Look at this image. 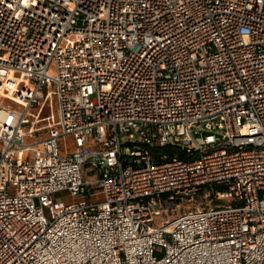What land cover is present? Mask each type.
I'll return each instance as SVG.
<instances>
[{
  "label": "built area",
  "instance_id": "1",
  "mask_svg": "<svg viewBox=\"0 0 264 264\" xmlns=\"http://www.w3.org/2000/svg\"><path fill=\"white\" fill-rule=\"evenodd\" d=\"M0 89V264H264V0H0Z\"/></svg>",
  "mask_w": 264,
  "mask_h": 264
},
{
  "label": "rangeland",
  "instance_id": "2",
  "mask_svg": "<svg viewBox=\"0 0 264 264\" xmlns=\"http://www.w3.org/2000/svg\"><path fill=\"white\" fill-rule=\"evenodd\" d=\"M0 92L2 93L3 91L0 89ZM4 95H3V93L2 94H0V104H2V103H9V101L8 100H6V99H4ZM56 130H54V132H55ZM68 140L69 142H70V145L72 146L73 144H72V142H71V139L68 137V138H62L61 139V143L64 145V143H65V140ZM124 139V138H123Z\"/></svg>",
  "mask_w": 264,
  "mask_h": 264
},
{
  "label": "bare ground",
  "instance_id": "3",
  "mask_svg": "<svg viewBox=\"0 0 264 264\" xmlns=\"http://www.w3.org/2000/svg\"><path fill=\"white\" fill-rule=\"evenodd\" d=\"M2 90V89H1ZM3 92V95L6 97L7 95H10V94H8L7 92H5L4 90H2ZM1 92H0V94H2ZM11 96V95H10Z\"/></svg>",
  "mask_w": 264,
  "mask_h": 264
}]
</instances>
